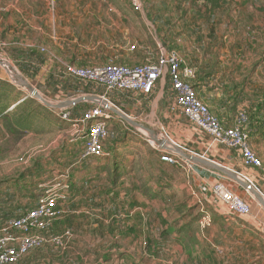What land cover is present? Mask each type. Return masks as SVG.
<instances>
[{"label": "rangeland", "instance_id": "obj_1", "mask_svg": "<svg viewBox=\"0 0 264 264\" xmlns=\"http://www.w3.org/2000/svg\"><path fill=\"white\" fill-rule=\"evenodd\" d=\"M76 1L81 7L76 18L79 15L81 23L72 24L73 20H70V33L62 35L58 41L53 38L43 39L36 31L31 35L29 40L36 44L35 62L36 59H48L46 49L50 48L64 62L74 60L73 64L79 67L107 63L141 64L155 61L160 46H165L170 52L175 50L183 56L187 46L186 38L191 40L194 35L186 27V0H142L143 12L136 11L131 0ZM30 2L41 4L44 0ZM20 4L21 0L15 7L9 6L7 9L15 10ZM233 4L231 2L230 7L222 10L220 16L232 15ZM91 5L95 6L89 8ZM94 7L96 10H93ZM123 8L126 9V17H123V21L116 20L117 26L124 22V31L121 32L126 31L130 36L133 34L132 37L139 32L144 37L143 42L132 40L130 50L127 51L121 49V32L114 34L109 19V16L121 14ZM69 10L72 11L71 8ZM205 24L204 29L209 33L210 20ZM230 24L232 20L226 24L225 29ZM74 28L77 30L72 32ZM19 31L10 33L7 37L5 33L8 31L4 28L0 32V59L4 60L0 62V80L15 86L14 91L9 90L8 103L21 102L31 97L29 90L20 85L23 80L56 104L79 98L78 93L70 94L68 99L58 94L63 90L68 92V87H57L58 80L53 79V76L50 80L48 70L42 74L38 63L34 64L31 58L28 59L29 55L25 50L26 37ZM220 36L213 32L210 36L212 39L207 40L206 45L213 47L214 57L218 58L221 57L219 49L229 44V40H221ZM199 39L196 43L201 46V34ZM2 41L7 44L11 42V46L3 44ZM132 46L135 48H131ZM38 50L42 52L40 56L37 54ZM127 56L129 57L125 59ZM229 61L232 62V58ZM4 62L11 65L12 71L4 67ZM194 79L196 76L188 81L191 83ZM69 83L75 90L82 87L81 93L87 92L85 89L88 88L90 95L82 93V96H94L96 94L93 90L96 93L103 90L94 88L97 87L96 84L77 77ZM191 85L193 86L192 83ZM109 97L116 99L114 94ZM108 103L109 114L116 117L109 121L110 136L105 141L107 152L105 156L91 157L85 161L79 159L85 146L82 134L85 124L82 117L90 108L104 106L101 103L85 100L78 103L79 105L51 107V117L44 113L34 115L38 132H30L20 140L6 134L0 126V225L7 218L25 213L47 191L53 190L61 192L65 197L61 203L62 217L54 222V228L59 229L58 234L70 233L64 247H55L47 241L44 248L32 251L18 264H110L120 256L140 257L146 264H201L200 250L195 253V249L196 257L188 258L174 241L175 223L182 219L175 212V207L185 202L190 205L198 202L201 206L205 205L200 193L190 182L192 174L195 173L193 165L197 163L190 162L178 153L159 148L152 134L146 129L149 125H129L112 110L116 108L109 100ZM62 112L70 113L71 121L59 117ZM131 120L138 123L133 118ZM48 121L53 122L49 124ZM64 123H68L70 128L61 130L59 127ZM159 127L161 129L160 124ZM156 131L162 139L164 131ZM166 154L172 155L177 162L163 160L162 157ZM261 162L260 168L263 167L262 159ZM116 165L123 172L120 178L114 172ZM152 194L158 198H153ZM136 208L142 210L135 211ZM210 223L202 228L206 229L208 226V230ZM167 231H170V235L164 236ZM198 236L201 237V232ZM207 239L209 240L208 236ZM208 240H204L206 245H209ZM248 249L253 251L254 247ZM131 257L123 262L135 264ZM247 263L248 258H243L241 264ZM257 264H264V260H259Z\"/></svg>", "mask_w": 264, "mask_h": 264}, {"label": "crops", "instance_id": "obj_2", "mask_svg": "<svg viewBox=\"0 0 264 264\" xmlns=\"http://www.w3.org/2000/svg\"><path fill=\"white\" fill-rule=\"evenodd\" d=\"M231 2H234L233 14L220 16V12L230 7ZM10 3L9 0H0V32L3 28L8 31L9 34L6 32L5 37L19 30L24 33L28 59L31 58L34 64L38 63L42 74L48 70L50 80L51 76L58 80L57 87H68V92L59 91V95L68 99L70 94L78 93L82 96V93H88V88L85 89L87 92L81 93L82 87L75 90L70 83L68 84L74 77L66 73L64 65L65 63L73 64L74 60L64 62L59 56H55L50 48H47L46 55L49 58L45 61L36 59L35 62L36 44L29 40L35 31L39 32L43 39L53 38L57 41L62 35L70 33L71 29L68 26L70 20H73L72 24L81 23L79 15L76 18L80 7L77 1L60 0L55 11L50 10L48 0H44L41 4L21 0V4L18 8H14L15 10L7 9ZM186 3V27L194 35L191 40L186 38L187 46L184 52L186 55L183 54V57L186 63L196 70V79L191 83L200 99L225 126L240 125L242 127L249 136L251 149L262 159L263 167L247 165L242 150L224 145L191 122L177 104L169 75L156 85L151 94L107 91L104 87H94L103 88L98 93L93 90L96 94L94 96H105L104 98L108 99L116 109L142 125L147 127L149 125V128L154 130L162 129L183 150L226 167L244 181L251 183L264 196V0H229L224 8L217 10L214 14L210 13L209 6L204 1L192 3L191 0H186ZM69 6L73 12L69 10ZM93 10H96L95 7ZM125 11L126 9L123 8L121 14L109 16L110 27H113L114 34L124 31V22L117 26L116 20L123 21V17H126ZM207 20L211 23L209 33H206L204 29ZM230 20L232 24L229 27L227 25L228 29H225ZM75 30L77 29H72V32ZM213 32L221 35L219 39H227L231 44V46L228 44L219 49L221 55L219 58L214 57L213 47L206 46L212 39L210 36ZM200 34L201 46L196 43L200 40ZM132 35L130 36L126 31L121 32L120 37L123 43L120 47L122 50H130L132 40L144 41V37L139 32L136 36L132 37ZM3 44L11 46V42L8 44L3 42ZM40 52L38 50V56L42 54ZM231 58L232 62L229 61ZM62 75L65 76L62 77ZM59 80H61L60 83ZM111 94H114L116 99H111L109 97ZM193 166L195 173L192 174L190 182L200 193L205 204L198 209L204 213V218L201 221V237L198 236L200 242L195 251L196 253L200 250L201 264H241L245 257L248 258L247 264H251V261L253 264H257L259 260L263 261L264 205L251 191L244 188L226 172L206 164H194ZM218 183H223L248 203L251 212L238 214L224 201L217 199L212 192V187ZM141 210V208L135 209V211ZM207 220L211 222L208 230V226L206 229L202 228L209 223L206 222ZM204 240H208L209 245H206ZM249 247H254L253 251L249 250ZM195 253L193 252L191 256L186 254V257L193 259L196 257ZM130 257H116L117 259L115 258L116 260L114 259L115 261L110 264H125L124 259H130ZM131 258L134 259L135 264H146L144 260L141 261L140 257Z\"/></svg>", "mask_w": 264, "mask_h": 264}, {"label": "built area", "instance_id": "obj_3", "mask_svg": "<svg viewBox=\"0 0 264 264\" xmlns=\"http://www.w3.org/2000/svg\"><path fill=\"white\" fill-rule=\"evenodd\" d=\"M19 0H12L9 6L15 7ZM60 0H48L49 8L55 11ZM133 8L143 12L142 0H131ZM134 49L135 46H132ZM155 61L126 65L107 63L99 66L79 67L74 64L65 66L69 76L91 82L106 88L107 91H125L135 94H151L156 85L167 75L170 77L172 90L177 104L183 114L203 132L230 148L242 150L247 165L261 167V159L251 149L249 136L240 125L225 126L198 97L196 90L188 81L196 76L195 68L186 63L178 52L159 47ZM105 97V96H104ZM64 120L71 121L70 113L59 114ZM114 116L106 107L98 105L87 110L82 121L85 146L80 161L91 157H102L107 152L105 141L110 136L109 121ZM163 160L175 163L172 155H163ZM212 192L219 200L224 201L234 212L249 214L251 207L242 198L227 188L223 183L215 184ZM61 192L47 191L36 205L19 216L7 218L0 225V264H18L32 251L42 249L45 243L55 247H64L69 232L58 234L54 222L62 217L61 203L64 200Z\"/></svg>", "mask_w": 264, "mask_h": 264}, {"label": "trees", "instance_id": "obj_4", "mask_svg": "<svg viewBox=\"0 0 264 264\" xmlns=\"http://www.w3.org/2000/svg\"><path fill=\"white\" fill-rule=\"evenodd\" d=\"M197 1H204L209 6L210 13L214 14L217 10L224 8L229 0H191L192 3ZM14 89L15 86L11 83L0 80V126L4 128L6 134L20 140L30 132H38L39 128L36 127L35 121L33 120L34 115L44 113V115L51 117L53 113H51V108L31 97L21 102L8 103L10 100L9 90L14 91ZM51 122L53 121H48L49 124H52ZM67 124L64 123L59 128L61 130L66 127L70 128ZM114 172L118 175V178L122 177L123 172L118 170V165L115 166ZM152 196H154L153 198H158L155 197L157 196L155 194H152ZM177 206L175 207V212L182 219L175 223L174 241L181 247L185 254L191 256L196 249L195 246L199 243L198 233L200 232L204 213L198 210L201 207L199 202L198 204L194 203L192 205L189 202H185ZM54 230L59 231L56 228ZM168 235H170V231L164 234V236Z\"/></svg>", "mask_w": 264, "mask_h": 264}, {"label": "water", "instance_id": "obj_5", "mask_svg": "<svg viewBox=\"0 0 264 264\" xmlns=\"http://www.w3.org/2000/svg\"><path fill=\"white\" fill-rule=\"evenodd\" d=\"M3 61L4 60L0 59V62H3ZM15 78L18 79L19 77L18 78L15 77ZM20 85L25 86L29 90V94L31 97L42 101L47 107H50V108L51 107L52 108H59V107H63V106L65 107V106H69V105H74V104L80 103V102L85 101V100H92L95 103L103 104L104 107H106V108L109 107L108 106V104H109L108 100L105 99L104 97H101V96H82V97H79L77 99H71V100H68L66 102H61V104H56V103L51 102L48 99H46L36 88L33 87V85L29 84L25 80H23V82ZM112 110H114V112L119 114L123 119H125L127 122L133 124L134 126H136V127H137V125L144 126L140 123H137V122L131 120V118L127 114H124L123 112L121 113V112H119V110L114 109V108H112ZM146 129L152 134L153 140L156 142V144L159 146V148L164 149V150L169 151V152L178 153L181 157L186 158L190 162L197 163V164H206V165L211 166L215 169L226 172L232 178L237 180V182L240 183L244 188L251 191L252 194L258 200H260V202L264 205V196L251 183L244 181L236 173L231 172V170H229L226 167L221 166V165H219L213 161H210L208 159H204V158L197 156L195 154L186 152L185 150H183L182 147H180L179 145L174 143L171 140V138L164 132H163V138L161 139L159 137L160 136L159 133L156 130H154L152 128H146Z\"/></svg>", "mask_w": 264, "mask_h": 264}, {"label": "bare ground", "instance_id": "obj_6", "mask_svg": "<svg viewBox=\"0 0 264 264\" xmlns=\"http://www.w3.org/2000/svg\"><path fill=\"white\" fill-rule=\"evenodd\" d=\"M3 64H4V67H5V68H7V69H9V70L11 69V68H10L11 65H10L8 62H4ZM11 71H12V69H11ZM13 73H14V72H12L11 74H13ZM13 75H14V74H13Z\"/></svg>", "mask_w": 264, "mask_h": 264}]
</instances>
